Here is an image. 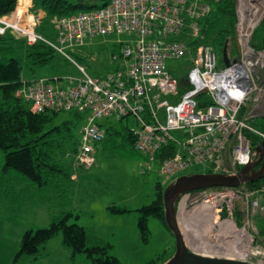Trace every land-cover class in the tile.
<instances>
[{"label": "built area", "instance_id": "obj_1", "mask_svg": "<svg viewBox=\"0 0 264 264\" xmlns=\"http://www.w3.org/2000/svg\"><path fill=\"white\" fill-rule=\"evenodd\" d=\"M220 1L109 0L98 9L54 18L56 41L37 31L36 18L25 22L19 13L0 17V35L10 33L31 46L44 43L81 73L31 80L16 97L29 102L35 113L87 115L75 157L80 167L88 169L96 162V147L107 136L101 120L134 116L139 126L131 133L136 149L148 157L146 168L151 170L163 146L176 145L175 154L159 164L161 178L202 164H209L213 173L237 174L254 159L253 137L264 140V131L253 123L264 117V47L252 44L264 20V0H235L238 44L235 56L229 51L234 65L228 68L220 66L212 44L198 45L195 53L190 47L202 37L200 22ZM108 36L125 38L120 53L112 56L117 68L96 77L71 53L89 40ZM171 59L190 62L183 76L188 90L182 96L178 78L167 67ZM241 72L245 85L232 81ZM202 94L212 103L200 106ZM190 197L205 206L198 214L201 220L213 221L214 229L230 236L221 242L237 249L235 259L264 264V188L242 185L190 192L182 196L186 208Z\"/></svg>", "mask_w": 264, "mask_h": 264}, {"label": "rangeland", "instance_id": "obj_2", "mask_svg": "<svg viewBox=\"0 0 264 264\" xmlns=\"http://www.w3.org/2000/svg\"><path fill=\"white\" fill-rule=\"evenodd\" d=\"M68 1L75 5L79 2H93L92 0ZM254 1L257 0H251V3ZM96 3L103 4L99 1ZM18 13L23 16L21 12L18 11ZM218 25L227 27L228 23H218ZM45 26L47 31L45 35L56 41L57 31L54 25L46 23ZM227 38H230V35ZM213 39H217V37L211 35V40L213 41ZM263 39L264 20L256 31L255 42L263 45ZM124 40V37L116 36L98 37L87 41L83 47L76 50V54L75 52L71 54L81 63L89 65V69L87 68L89 74L102 76L108 71L112 56L120 53V41ZM214 43L220 66L224 64L227 68L228 66L222 57L224 49L222 42ZM237 44L234 46H237ZM235 55L233 54V56ZM94 56L97 57L98 62L93 65L90 58ZM189 66V60L185 59L167 61L169 72L177 78H182ZM79 75L81 73L77 67L61 56L44 67L31 66L25 62L22 70V78L28 80L41 77L51 79L54 77L68 78ZM0 97H2L1 90ZM66 121H70L71 131L77 133L78 128L76 125L79 124V121L73 117L71 112H62L55 116L46 126V130L51 131L62 126L61 134L65 133L67 125L64 123ZM102 122L105 128L107 125L112 124L120 134L115 135L113 138L107 137L97 145L96 165H93L95 167H90L92 168L90 171L87 169L80 170L88 177H82L80 181L82 188L77 195L66 193L68 190L64 182L60 183V187L64 190L61 189L62 192L58 193L54 191V188H46L47 185L44 183V185L39 186L38 182H31L16 170H6L5 155L0 151V264H93L86 253L73 255L72 250L64 245L62 233H59L45 244L37 256L22 254L18 257L23 237L27 231L33 230L36 233L38 229L49 228L56 218L68 213L72 214L68 221L69 225L79 224L82 227L90 228V232L93 231L96 236L95 241L100 240L106 245H110L109 255L118 258L121 264H149L168 247L171 250H167V257L175 251V237L160 219H149V241L145 242L143 240L138 226L140 215L138 210L155 200L158 183H162L166 188L182 175L208 172L209 164L196 165L189 171L169 179L160 177L158 161L153 164L151 170L147 168L148 170L146 169V172H143V164L148 160V157L138 151L126 138L128 130L138 128L136 118L129 116L122 120L112 118ZM84 123L85 120L79 125L82 126ZM253 123L257 128L262 129L260 127L261 118L255 119ZM57 135L59 134L57 133ZM73 142V140L65 142L63 149L69 150L72 148ZM66 159L67 161H73L69 157ZM185 199L180 198L177 208L179 203L181 205ZM197 204V200L190 197L187 201L186 211H190L192 214ZM111 206L127 208L130 211L124 214H115L108 210ZM180 211L178 210L179 213ZM78 216L81 217L77 218ZM192 224H194L193 227L201 228L200 224H197L199 227L195 226V220L192 221ZM186 225L187 227L191 226V223L185 221L181 223L184 230ZM202 228H204L203 225ZM214 230L215 233L219 232L216 228ZM192 237H195V234ZM189 241L191 247L202 250L198 247V243L191 244V240ZM207 242V239H205L204 243ZM219 242L211 243L213 246L203 247L202 252L207 251L205 253H218L236 258L237 255L233 256V254L237 253V249H223L224 251H222L221 247L217 246L222 245Z\"/></svg>", "mask_w": 264, "mask_h": 264}, {"label": "trees", "instance_id": "obj_3", "mask_svg": "<svg viewBox=\"0 0 264 264\" xmlns=\"http://www.w3.org/2000/svg\"><path fill=\"white\" fill-rule=\"evenodd\" d=\"M92 1V3L79 2L75 5L68 0H34L35 3L40 2L39 5L47 14L42 25L38 27V31L47 34L45 24H53L52 20L54 18L98 9L109 0L101 5L96 3L97 0ZM18 3L19 0H0V17L13 14L17 10ZM200 23L202 37L190 43L192 52L200 44H212L214 46V42H222L224 47L227 45L229 51L234 54L237 53L235 51L236 48H234V45H236L235 0H222L215 3L211 14ZM218 23H228V26L218 25ZM211 35L217 37V39H213L214 42L211 40ZM228 35H230V38H227ZM253 45L257 48H263L264 39L263 45H261L255 42L254 35ZM59 56L61 55L44 43L39 42L31 46L24 39L16 38L10 33L0 35V90L2 93L0 105V151L5 155L6 170H16L31 182H38L39 186L48 185L54 181H57V184L68 182L69 177H66V168L71 166L72 163L70 162L69 164L66 158L69 157L71 160L79 151L77 133L80 130L79 126H81L79 124L85 120V115L78 111L71 112L73 117L79 121V124L76 125L78 128L77 133L71 131V127H69L70 121L64 123L67 125L65 133L61 134L62 126L47 131L46 126L60 113L53 111L41 114L35 113L32 111L29 102L16 97V92L24 84L22 70L25 62L31 66L44 67L51 64ZM178 80L179 93L182 96L188 90V87L184 77L178 78ZM206 98V94L198 97L200 106L205 105L206 102L212 103L210 100L207 101ZM260 127L264 131V117L261 118ZM119 134L120 132L114 126H109L106 138H113ZM126 138L135 147V137L131 130H128ZM68 140L74 141L73 147L69 149L71 151L68 150L69 152L63 149L65 142ZM261 142L262 140L253 137L254 146H258ZM175 152L176 145L169 143L158 151L156 159L158 163H162L166 158L173 156ZM206 173H213V171L209 170ZM246 186L264 188V177L254 183L246 184ZM157 187L158 192L155 200L138 210L140 214L138 226L145 242H148L150 237L149 219H160L169 230L165 220L164 188L161 183H158ZM108 210L115 214H124L130 211L127 208L116 206H111ZM70 217H72L71 213L64 214L62 217L56 218L49 228L38 229L36 233L33 230L27 231L23 237L18 257L22 254L37 256L45 244L59 233H62L64 244L72 250L73 255L86 253L93 264H121L118 258L109 255L108 249L110 245H106L100 240L96 242V236L79 224L69 225ZM261 226V230L264 233V223ZM161 261L162 263L165 262L162 256L149 264H157L158 262L161 263Z\"/></svg>", "mask_w": 264, "mask_h": 264}, {"label": "water", "instance_id": "obj_4", "mask_svg": "<svg viewBox=\"0 0 264 264\" xmlns=\"http://www.w3.org/2000/svg\"><path fill=\"white\" fill-rule=\"evenodd\" d=\"M105 3L108 0H97ZM226 65H229L227 45L223 49ZM254 159L243 166L237 174L196 173L178 177L163 190L165 220L175 237L176 246L173 256L162 264H252L243 260L201 253L193 249L181 228L178 216V202L187 193L218 187H240L254 183L264 177V140L255 147Z\"/></svg>", "mask_w": 264, "mask_h": 264}, {"label": "crops", "instance_id": "obj_5", "mask_svg": "<svg viewBox=\"0 0 264 264\" xmlns=\"http://www.w3.org/2000/svg\"><path fill=\"white\" fill-rule=\"evenodd\" d=\"M21 2V3H20ZM98 2V1H97ZM40 4V2H38V3H35L34 2V0H22V1H20L19 0V3H18V7H17V10L13 13V14H11V15H9V16H15L16 15V13H18V11L19 12H21L22 14H23V20L25 21V22H28V20H31V19H34V18H36L37 19V21H38V27H40L41 25H42V23H43V21L45 20V18H46V12H45V10L41 7V5H39ZM213 8H214V5L212 6ZM213 10V9H212ZM38 27H37V30H38ZM83 47V46H82ZM78 48H81V47H76V49H75V54L77 53L76 52V50L78 49ZM234 48H236V46H234ZM236 52H237V48H236V50H235ZM113 53H115V52H113ZM223 54V53H222ZM82 56V55H81ZM83 57V56H82ZM84 59H86L85 57H83ZM96 58L97 57H93V58H90V60H91V62L93 63V65L96 63V62H98L97 60H96ZM85 64V66L89 69V65L88 64H86V63H84ZM117 68V64L116 63H113L112 61L110 62V65L108 66V71L104 74V75H106V74H108V73H110V72H112V71H114L115 69ZM41 78H45V77H41ZM37 79V78H36ZM53 79H60V78H58V77H54ZM31 80H34V79H31ZM31 80H28V79H23V82L24 83H26V82H29V81H31ZM1 102H2V97H0V105H1ZM85 115V114H84ZM112 119V118H111ZM106 120H109V119H106ZM86 121H87V115H85V123H86ZM103 121V120H102ZM100 122V125L103 127V129L106 131V134H107V128L110 126V127H113L112 126V124L110 125H107V127L105 128L104 127V123L103 122ZM84 123V124H85ZM83 126V125H82ZM81 126V127H82ZM81 127H80V130H79V132L77 133V135H78V137H79V146H80V143H81ZM133 129V128H132ZM131 130V129H130ZM69 151H71V150H69ZM68 150H67V152H69ZM97 153H98V148L96 147V156H97ZM68 155H70V154H68ZM72 157V156H71ZM75 157H76V154L72 157V159H73V161H69V164H70V162L72 163V165L71 166H69V167H67L66 169V173H67V178L69 177V179H68V182H66V188H67V190L68 191H66V193H69L70 195H77L79 192H80V189L82 188V186H81V183H80V181L82 180V177H84V178H86V177H88V176H86V174H84V173H82L80 170L81 169H87V168H83V167H80V166H78L77 164H76V159H75ZM97 158V157H96ZM71 159V160H72ZM74 162V163H73ZM145 163V162H144ZM160 164V163H159ZM96 165V164H95ZM144 166H143V172L145 171L146 172V166H145V164H143ZM93 167H95V166H93ZM92 167V168H93ZM92 168H89V169H87L88 171H90ZM148 170V169H147ZM87 175H89V173H87ZM162 184V183H161ZM163 185V184H162ZM71 186V187H70ZM55 187H57V188H55ZM68 187H70L69 189H68ZM46 188H51V189H53L54 188V191H56V192H58V193H61L62 192V190L61 189H63V188H61L60 187V184H57V181H54V182H51L50 184H48L47 186H46ZM163 188H164V186H163ZM64 190V189H63ZM90 214V213H89ZM90 216H91V214H90ZM178 216H180V213L178 214ZM81 216H78L77 218H80ZM197 217L199 218V215H197ZM200 219V218H199ZM201 220V219H200ZM179 222H180V220H179ZM264 223V222H263ZM262 223V224H263ZM180 225H181V222H180ZM85 228V227H84ZM181 228L183 229V231H184V233H185V230H184V228H183V226H181ZM86 229L87 230H89L90 231V228H87L86 227ZM92 233H93V231H91ZM214 233V232H213ZM94 234V233H93ZM223 234H225V233H221V235H223ZM185 235H186V233H185ZM226 236L228 235V234H225ZM186 237H187V240H188V236L186 235ZM206 239H207V241L209 242V243H212V244H214V243H216L217 241V238L215 237V238H212V239H210V236L209 237H205ZM218 240L221 242V240H222V237H218ZM188 242H190L189 240H188ZM222 243V242H221ZM65 245V244H64ZM227 247H231L230 245H226ZM66 247V246H65ZM215 247V246H214ZM168 249H170L171 250V248L170 247H168L167 249H165L164 251H163V253L162 254H159V256L157 257V258H159L160 256H162V258H163V260H165V261H167L168 259H170L172 256H173V254L175 253V251H173L168 257L166 256V254H167V250ZM175 249V248H174ZM198 251H199V249H197ZM231 250V249H230ZM199 252H201V253H204V252H202L201 250L199 251ZM206 254H212V255H220V256H223V257H229L228 255H223V254H218V253H215V254H213V253H206ZM164 257H165V259H164ZM167 257V258H166ZM231 257V256H230ZM157 258L155 259V260H157ZM153 261V260H152ZM159 264H162V261H161V263H159Z\"/></svg>", "mask_w": 264, "mask_h": 264}, {"label": "bare ground", "instance_id": "obj_6", "mask_svg": "<svg viewBox=\"0 0 264 264\" xmlns=\"http://www.w3.org/2000/svg\"><path fill=\"white\" fill-rule=\"evenodd\" d=\"M186 38H188V37L186 36ZM253 41H254V38H253ZM253 41H252V44H253ZM195 51H196V49H195ZM195 51H194V53H195ZM228 54H229V51H228V47H227V56H228V59H229V65H227V66L230 67V66H233L234 63L232 62L233 60H230L231 58L229 57ZM242 74H243V72H241V76L239 78L235 77V79L232 80V81H238L241 85H245ZM96 77H100V76H96ZM204 207H203V205L202 206H199L198 205V206L195 207L194 211H192L193 213L196 211V213H194V214L193 213L192 214L191 213H188L187 214L185 212V210H186V200H184L183 201V204H182V210H183V212L179 216V220H180L181 223L183 221H185L187 223H191V226H188L187 227V225H186V227H185V233L188 236L189 240H191V244L192 243H198V247L200 249H202L201 251H203V247H205V246H213V245H211V243H208V242L207 243H204V241L206 239L205 237H209L210 236V239H212V238H215V237L217 238V237L220 236V237H222V240L224 241L225 239H228V236H229V235L226 236L225 234L221 235L220 232L219 233H215V230H214V222L213 221H212V223H210L208 221V219L200 220L197 217V215L199 214V212L200 211H203V208ZM194 220L196 222V225L195 226L199 227L197 224H200L201 225V228L200 227L199 228L193 227L194 224H192V221H194ZM198 222H200V223H198ZM202 225H203L204 228H202ZM200 229H202L204 231H201ZM193 234H195V237H192ZM196 238H197V240H196ZM229 238H230V236H229ZM216 241L219 242L218 238H217ZM217 246H220L221 249H222V251H224L223 249H225V250L232 249V247H230V248L229 247H223V245H221V244H219ZM192 248L195 249L194 247H192ZM205 252H207V251H205ZM234 255H237V254H233V256Z\"/></svg>", "mask_w": 264, "mask_h": 264}, {"label": "flooded vegetation", "instance_id": "obj_7", "mask_svg": "<svg viewBox=\"0 0 264 264\" xmlns=\"http://www.w3.org/2000/svg\"><path fill=\"white\" fill-rule=\"evenodd\" d=\"M195 192V191H194Z\"/></svg>", "mask_w": 264, "mask_h": 264}]
</instances>
